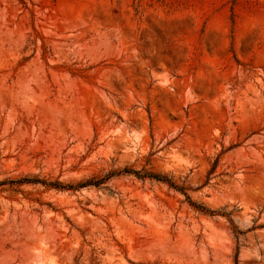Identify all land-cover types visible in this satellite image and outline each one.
<instances>
[{
	"label": "rangeland",
	"instance_id": "374dc122",
	"mask_svg": "<svg viewBox=\"0 0 264 264\" xmlns=\"http://www.w3.org/2000/svg\"><path fill=\"white\" fill-rule=\"evenodd\" d=\"M0 264H264V0H0Z\"/></svg>",
	"mask_w": 264,
	"mask_h": 264
},
{
	"label": "trees",
	"instance_id": "16d2710c",
	"mask_svg": "<svg viewBox=\"0 0 264 264\" xmlns=\"http://www.w3.org/2000/svg\"><path fill=\"white\" fill-rule=\"evenodd\" d=\"M149 177L156 179V180H164V179H161L160 177L155 176V175H149Z\"/></svg>",
	"mask_w": 264,
	"mask_h": 264
}]
</instances>
